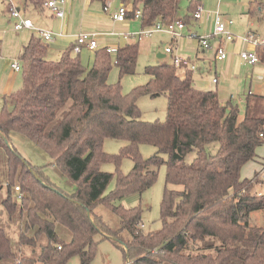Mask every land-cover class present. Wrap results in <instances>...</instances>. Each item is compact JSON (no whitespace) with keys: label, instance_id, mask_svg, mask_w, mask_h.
<instances>
[{"label":"trees","instance_id":"16d2710c","mask_svg":"<svg viewBox=\"0 0 264 264\" xmlns=\"http://www.w3.org/2000/svg\"><path fill=\"white\" fill-rule=\"evenodd\" d=\"M91 1L106 8L109 0ZM121 2L131 3L126 17H134L139 8L141 27H149L173 19L180 0ZM197 4L189 0V11ZM47 46L32 35L21 47L19 84L3 96L11 107L0 109V147L6 154L1 204L8 219L18 224L15 248L0 224V264H65L72 256L90 264L97 235L119 248L126 264H264V226L249 221L252 212H264V193L250 190L258 172L240 177L241 167L264 143V96L252 99L239 120L236 104L222 103L215 90L196 88L189 70L178 73L174 63L147 64V82L124 94L119 83L108 82V73L112 64L120 75L135 72L138 41L118 47L114 61L105 46L96 49L89 68L80 52L73 51V42L55 60L48 58ZM256 52L264 62V44ZM143 94L166 96L164 120L141 119L136 99ZM12 132L43 150L75 184L74 191L53 185L43 165L23 158L11 143ZM108 137L126 144L116 154L106 153L102 145ZM212 142L219 144L215 153L205 148ZM144 143L156 148L145 159L139 151ZM191 151L195 155L187 162ZM122 157L133 162L129 172L100 169L101 162L119 164ZM161 164L166 166L161 228L145 232L140 209L117 201L149 188ZM113 176L114 189L104 193ZM98 204L119 218L118 228L95 211ZM62 227L68 240L59 233Z\"/></svg>","mask_w":264,"mask_h":264},{"label":"rangeland","instance_id":"374dc122","mask_svg":"<svg viewBox=\"0 0 264 264\" xmlns=\"http://www.w3.org/2000/svg\"><path fill=\"white\" fill-rule=\"evenodd\" d=\"M251 1V8L255 10V12L253 13V30H255L254 32L259 36V38L264 39V0ZM13 2L14 5L19 8V10L25 11V15L29 16L32 19L33 24L35 26L47 29L46 27L51 24L53 16H51L47 7L42 9L44 12L41 13L42 10L39 7L32 6L31 4L26 5L24 3V0H13ZM120 2L121 0H110L104 10L101 4L91 2V0H77L76 7L72 6V9L71 0H65L64 10L65 15H67V22L70 21L68 30L66 29L68 33H98V46L96 49L106 46V44H118V47H122L126 44V42H139V54L137 58L135 72L132 74L120 75L118 67L115 64H112V68L108 73V82L119 83L121 91L126 94L134 87L143 85L147 82V80L149 79V75L144 72V67L147 64H157V62L161 61L160 58H157V53H163V49L168 44L167 42H169L170 36L164 32H155L151 36L144 37L139 40L135 38H118L117 34L123 32L131 33L133 30H139L141 26L140 19L136 17H126L123 22H119L113 25L111 15L115 12ZM187 2L188 0H180L179 2V8L177 13L181 18L185 16L188 12ZM206 2H208L210 6H215L216 0H201L202 6L206 5ZM125 6L127 10H130L131 3H127ZM92 7H96L98 12L92 11ZM7 11L8 2H6V0H0V59L18 61L17 56L21 47L29 40L32 35L38 36V34L35 32H28L26 33V37L25 33L14 30V18H9ZM94 13L95 15H93ZM189 24L191 25V27H187V29L190 28L191 33L202 35V26L198 27L197 25H194L195 23L193 20H191ZM184 34L187 35V31H185ZM186 37L189 41H193L191 44H188V46H190L188 48H190L193 52V48L197 45V39L191 36ZM211 41L213 48L215 42H213V40ZM231 43L232 42H230V44L228 43L227 46H225L227 49V56L224 61H230L232 60V58L237 60V71L241 72L242 76H244V79L241 81V83L232 84V82L228 81V84L224 87V92H227L228 96L232 97V102L237 104L239 109L238 117L239 120H241V118H243L244 116V99L245 96H247L248 90L250 89L251 92L254 94H264V62H259L260 68H254L244 65L243 60L239 56L240 44L237 41L236 43ZM95 50H81V53L79 55L80 60L86 68H89L88 66L91 67ZM62 52V49H54L52 44H48L47 46V56L50 59L55 60L59 58ZM111 57L114 61L115 53H112ZM252 70H256L260 73L255 74V76H253V78L251 79L250 75L252 74ZM12 71L13 70H11V77L14 79L13 88H17L21 73L20 71H14V74ZM229 71H232V67L231 69L229 68ZM5 76L7 79V74ZM195 77L196 73L193 76L194 80ZM205 78L207 80H210L211 74H207ZM216 90L219 93L223 91L222 80H220V83H218ZM3 96V94H0V109L4 106V104H6L8 108L11 107L9 99H6L5 103ZM222 100H224V98H222ZM136 103L141 111V119L146 121L165 119L167 104V99L165 95L150 97L149 95L143 94L136 99ZM10 140L23 158H25L32 164L43 165L44 173L48 176L50 182L53 185L61 188L67 193H71L74 191L75 184L71 182L67 178V176L60 171V168L58 166L51 163L52 159L43 150L35 146L32 142H30L25 136L20 133L12 132ZM125 144L126 142L124 140L108 137L104 139L102 149L106 153L116 154L119 152L120 148ZM218 147V142H212L205 146L206 150L210 153H215ZM256 150L260 156H264L263 145L259 146ZM139 151L142 158L145 159L153 155L156 151V148L150 144L144 143L139 146ZM194 155L195 153L193 151L187 153L185 156V160L187 162H190L193 159ZM163 156L166 157L165 155ZM132 166L133 162L129 157H122L120 159L119 164H115L114 162L110 161L101 162L100 169L114 174L117 171H120L125 174L129 172ZM245 167L246 166H244L240 172L241 178L245 176L251 177L253 175L252 171H250L247 175V170H245ZM5 171L6 154L4 152V149L0 147V176L2 179V188L0 189V224L6 228L7 232L9 233V238L12 242V247L15 248L17 246L18 238V224H15L14 221H10L8 219L6 212L1 204L2 198H4L6 195V188L4 182ZM165 172L166 166L165 164H161L158 168L157 178L149 188L145 189L142 192L127 193L117 201V203L122 204L124 207H137L140 209L141 224L143 225L142 229L145 232L156 231L161 228L160 202L163 198L165 186ZM259 177L257 181L254 182L253 187L250 189L252 193H257V191H261L262 193H264V177ZM115 180V176H113L109 181L104 193H109L111 190L114 189ZM95 211L100 214L103 220L106 221L113 229L119 227V218L110 209H108L102 204H98L95 207ZM249 221L251 225L264 226V212L260 210L252 212L250 214ZM58 230L65 240L69 239V232L65 228H58ZM96 240L97 244L95 246V253L90 264H126L128 262L124 261L121 250L117 248L110 240L101 239L100 235L96 236ZM38 249L39 246L35 248V251L37 252ZM29 250L31 249L28 247H24L25 253L30 254ZM65 264H81L80 258L78 256H72L67 260Z\"/></svg>","mask_w":264,"mask_h":264},{"label":"crops","instance_id":"0c3cea01","mask_svg":"<svg viewBox=\"0 0 264 264\" xmlns=\"http://www.w3.org/2000/svg\"><path fill=\"white\" fill-rule=\"evenodd\" d=\"M44 1L46 2L47 0H44ZM197 1H198V4H200L202 6L201 0H197ZM255 1H257V0H255ZM6 2H8V11H7L8 17L12 18L10 15V12H9V6L11 3L14 5V2H13V0H6ZM109 2H110V0L108 1V3ZM251 2H252L251 0H216L215 6H210L209 3L206 2V5L202 6L204 13L202 14L201 19L195 20V19H193V16H192L193 12H190L188 9V4H189V0H188V2H187V10H188L187 14L181 18L179 16V14L176 13V16L174 17L175 19H182L185 22V26L182 30L183 36H181L177 40H173L171 35L167 33V35L170 36V40H169V42H167L168 44L164 47L163 53H161V52L157 53V58L161 59V61L157 62V64L172 63L173 58L175 56H179L183 59H186L191 65L194 66V69H190L189 67H185V66H180L178 68V73L182 74L185 70H189V72L191 73L192 84L196 88L202 89V90H215V91H217L216 90L217 85H218V83H220V80H222L223 91L220 93L217 92L219 99L221 100L222 103H225L227 101L232 102V100H231L232 97L228 96L227 92H224V87L228 84V81L232 82V84L233 83H241V81L244 79V76H242L240 71H237L238 62L234 58H232V60H230V61L229 60L224 61V60H219L215 57L216 49L218 48V46H224L225 47V46H227L228 43H225L223 41V38L220 37L217 39H213V42H215L213 45V48H212V44H211L210 49H202L197 43L196 47L193 48L194 51L192 52L191 49L188 48V47H190V46H188V44H191L193 41L192 42L189 41L186 37V36H189V33L191 31H190V28L187 29V27H191L189 22L191 20H193L195 23L194 25H197L198 27L202 26V32H201L202 34L210 33L211 30L213 29V26H214L213 11L218 9L219 12L221 13V15L226 20L229 21L228 28L232 33L237 34V35H242V34L250 32V31L254 32L255 30H253V27H254V14L253 13L255 12V10H253V8H251V5H252ZM76 3H77V0H71V8H72V6L76 7ZM121 4H122V2H120V4L118 6H120ZM123 5H126V4H123ZM36 7H39L41 10L45 8L44 4L42 6H36ZM36 7H34V8H36ZM16 8H18V7H16ZM47 9L49 10L51 16H53V20H52L51 24L46 28L53 31V32H60L61 31L63 33V36L57 37L56 39H54L53 42H51L49 44H52L54 49L64 50L69 44L72 43L74 37L78 33H76V32L68 33L67 32L68 26L70 25V21L67 22V15L64 14L63 18H58L57 16H55L53 14V12L49 8H47ZM103 9L105 10V8H103ZM91 10L98 12L96 7H92ZM42 12H44V11L42 10L41 13ZM21 14L24 17L30 18L29 16L25 15V11H21ZM93 15H95V13ZM69 16H70V14H69ZM111 19H112V15H111ZM31 21H32V19H31ZM112 23H113V25H115L119 22L113 21ZM141 28L142 27L140 26V29ZM135 31H138V30H133L132 32H135ZM185 31H187V35L184 34ZM20 32H23L26 35V33L32 32V31L29 29H23ZM124 33H126V32H124ZM164 33H166V32H164ZM117 36H118V38L122 37L123 39L132 38V37H123L119 34H117ZM26 37H27V35H26ZM236 41L240 44V50H241L242 44L238 38H235L231 42L236 43ZM130 42H133V41H130ZM126 43H128V42H126ZM116 45L106 44V46L118 47V44H116ZM168 46H171V49H172L171 53L165 52V48ZM247 48L251 49L253 47L247 46ZM193 54H194V56H193ZM0 60H1V63H0V94L7 95L14 89L13 88L14 87V79L11 77V70H13V69L11 68V70H10L12 61L4 60V59H0ZM243 64L246 66L254 67V68H256V67L260 68L259 63L250 65V64H247L246 62H244ZM88 67H90V66H88ZM231 67H232V71L230 72L229 68L231 69ZM9 71H10V73H9ZM12 72L14 73V70ZM195 73H196V77L194 80L193 76ZM258 73H260V72H258L256 70H252V74L250 75V78L252 79L253 76H255V74H258ZM6 74H7V79L5 76ZM207 74H211L210 80L209 79L207 80L205 78ZM214 79H215V81H214ZM212 85H215V86H212ZM260 95L264 96V94H260V93L254 94L249 89L247 96H245V99H244V110H245L246 105L248 103L252 102L251 101L252 99H254L255 97H258ZM222 98H224V100H222ZM256 153H257V150H256ZM262 163H264V156H260L257 153L256 157L253 160L246 162L244 165V166H246L245 170H247V175L250 171H252V173H253L252 176H254L259 171V168H261L264 165ZM243 167H241V170ZM241 170H240V172H241ZM251 177L245 176L243 178H251ZM259 178H262V177H259ZM257 193L261 194L262 192L257 191Z\"/></svg>","mask_w":264,"mask_h":264},{"label":"built area","instance_id":"2783aa9c","mask_svg":"<svg viewBox=\"0 0 264 264\" xmlns=\"http://www.w3.org/2000/svg\"><path fill=\"white\" fill-rule=\"evenodd\" d=\"M45 7L49 8L55 16L58 18H63L65 14V0H47L45 2ZM9 12L11 17L14 18L13 22V29L16 31H21L23 29H29L32 32H35L40 36L42 42L44 43H51L56 39L57 37L63 36V33L60 32H53L49 29H43L40 27H37L33 24L30 18L24 17L21 14V11L14 7V5L11 3L9 6ZM128 12L125 5L121 4L118 6L116 11L112 14V20L116 22H123L126 19V13ZM204 13L203 8L200 4H197L195 10L192 13L193 19L199 20L202 17V14ZM214 14V26L210 33L197 35L195 33H189V36L194 37L197 39L198 45L202 49H210L211 48V40L217 39V38H223V41L225 43H230L235 38H238L242 44V48L239 52L240 58L246 62L247 64L253 65L256 63H259L261 61L260 56L256 52V47L258 45L264 44V39L259 38L257 34L254 32H248L242 35H236L232 33L228 28L229 21L226 20L218 9L213 11ZM134 17L141 18V11L140 9H136ZM185 26V22L182 19H169L167 21H156L152 26L149 27H142L140 30L135 32H126V33H119V35L123 37H132L137 40L149 37L155 32H166L171 35L173 40H177L182 34V30ZM96 32H80L78 33L73 40L74 47L73 51L76 53L81 52L82 49H87L89 51H93L98 46V38H97ZM246 46H252L253 48L248 49ZM108 50V52L116 53L118 47L114 46H105ZM166 53H171L172 49L171 46H168L165 48ZM227 56V50L224 46H218L216 49L215 57L219 60H224ZM175 66H185L189 67L190 69H194V66L191 65L186 59H183L179 56H175L173 58V62ZM11 68L15 72L20 71V63L18 61L13 60L11 62ZM215 81V79H214ZM264 146V143H263ZM258 176L264 177V165L260 168L258 171ZM15 193L18 198L21 197L22 193L20 192L19 186H15Z\"/></svg>","mask_w":264,"mask_h":264},{"label":"bare ground","instance_id":"6f19581e","mask_svg":"<svg viewBox=\"0 0 264 264\" xmlns=\"http://www.w3.org/2000/svg\"><path fill=\"white\" fill-rule=\"evenodd\" d=\"M74 40V39H73ZM73 42V41H72Z\"/></svg>","mask_w":264,"mask_h":264}]
</instances>
